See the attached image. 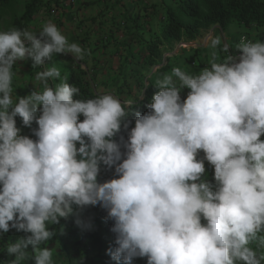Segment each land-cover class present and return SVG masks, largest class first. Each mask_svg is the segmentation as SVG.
<instances>
[{
	"label": "clouds",
	"instance_id": "clouds-1",
	"mask_svg": "<svg viewBox=\"0 0 264 264\" xmlns=\"http://www.w3.org/2000/svg\"><path fill=\"white\" fill-rule=\"evenodd\" d=\"M220 44L217 36L209 47ZM221 50L225 58L213 51L198 74L176 67L157 80L148 112H135L127 141L117 142L130 105L110 94L77 99L80 89L52 63L83 60L85 49L51 21L38 33L0 32V233L26 234L7 246L13 264L29 246L35 264H53L52 249L40 247L56 235L48 226L97 204L114 221L115 264H262L249 245L264 240V42ZM28 60L45 68L35 77L42 88L14 96L13 67ZM16 117L37 125L35 140ZM102 165L119 178L99 183Z\"/></svg>",
	"mask_w": 264,
	"mask_h": 264
},
{
	"label": "crops",
	"instance_id": "crops-1",
	"mask_svg": "<svg viewBox=\"0 0 264 264\" xmlns=\"http://www.w3.org/2000/svg\"><path fill=\"white\" fill-rule=\"evenodd\" d=\"M14 1L23 14L34 0ZM171 4V0H36L34 14L23 30L38 33L45 22H53L69 42L78 43L86 51L84 59L79 61L73 60L70 54L54 56L52 63L60 69L61 78L67 77L74 67L81 66L95 93L113 95L129 105L131 101L145 97L148 79L162 67L156 65L147 70L143 58L146 46L160 34L165 8ZM258 30L233 24L223 31L214 26L204 30L194 41L175 43L172 52L163 56L164 63L172 65L166 74H171L176 67L192 75L198 74L203 68L210 67L213 51L217 52V62L225 58L228 53L221 50L225 43L229 45V52L235 54L243 34L249 32L255 42H263L264 31ZM217 36L221 44L213 49L209 44ZM46 63H49L47 67L52 66L51 62ZM44 70L43 66L33 68L31 60L17 61L12 70L14 96H27L33 87L42 88L35 77ZM57 83L60 80L50 81V86ZM188 91L181 92L182 100L186 99ZM16 123L22 135L36 139L32 132L37 127L35 123L32 128L24 127L20 117H16ZM260 139L264 140V136ZM199 158H203L202 152ZM205 170L207 180L214 183V168L207 161ZM113 226L114 221L99 204L74 209L73 215L48 226L56 235L40 247L52 249L53 264H115L108 254L109 249L116 247V234L111 231ZM25 235L15 229L0 233V253L3 254L0 264H13L15 256L7 252V246ZM249 246L258 255L264 254V240L259 236ZM25 251L28 254L26 260L18 264H35L32 246ZM131 264H147V258H134Z\"/></svg>",
	"mask_w": 264,
	"mask_h": 264
},
{
	"label": "trees",
	"instance_id": "trees-1",
	"mask_svg": "<svg viewBox=\"0 0 264 264\" xmlns=\"http://www.w3.org/2000/svg\"><path fill=\"white\" fill-rule=\"evenodd\" d=\"M171 2L172 4L165 8L160 25V34L155 35L154 40L146 46V53L143 58V65L147 70L156 65H162V67L157 74L148 79L149 85L145 97L142 100L130 102L128 109L129 127L128 130L122 129L115 138L117 142H119V136H123L124 140L127 141L128 132L135 126V112H139L141 115L148 112L147 105L151 103L153 95L159 91L155 87L156 81L162 79L161 76H164L167 70L172 67L170 63H164L163 56L172 52L175 43L194 41L204 30L214 26H219L224 31L229 26L237 24L253 27L256 30L263 29L264 31V0H171ZM35 6L36 0L32 1L21 14L20 8L14 0H0V32L12 28L23 30L24 24L32 18ZM248 36L252 38L250 35ZM67 82L80 89V95L76 97L77 99L86 100L100 96L93 91L91 83L86 77V72L81 66H76L69 71ZM118 99L122 104L126 103L121 98ZM82 119L83 117H81ZM121 151H124L123 147ZM116 178L119 177L115 174L114 167L109 169L106 166H101L98 176L99 183ZM2 256L3 254L0 253V262Z\"/></svg>",
	"mask_w": 264,
	"mask_h": 264
},
{
	"label": "built area",
	"instance_id": "built-area-1",
	"mask_svg": "<svg viewBox=\"0 0 264 264\" xmlns=\"http://www.w3.org/2000/svg\"><path fill=\"white\" fill-rule=\"evenodd\" d=\"M242 38H245L246 40H251V41H253V42H255L252 38H250L248 35H246V34H243L241 37H240V40L239 41H241V39ZM264 42V41H263Z\"/></svg>",
	"mask_w": 264,
	"mask_h": 264
},
{
	"label": "rangeland",
	"instance_id": "rangeland-1",
	"mask_svg": "<svg viewBox=\"0 0 264 264\" xmlns=\"http://www.w3.org/2000/svg\"><path fill=\"white\" fill-rule=\"evenodd\" d=\"M171 60H172V61H171L172 63H174V62H175V59H174V57H172V58H171Z\"/></svg>",
	"mask_w": 264,
	"mask_h": 264
}]
</instances>
